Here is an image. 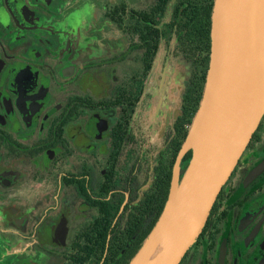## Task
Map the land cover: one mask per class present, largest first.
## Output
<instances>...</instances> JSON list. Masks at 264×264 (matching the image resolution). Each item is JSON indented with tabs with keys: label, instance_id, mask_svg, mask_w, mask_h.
I'll list each match as a JSON object with an SVG mask.
<instances>
[{
	"label": "flooded vegetation",
	"instance_id": "af4514ba",
	"mask_svg": "<svg viewBox=\"0 0 264 264\" xmlns=\"http://www.w3.org/2000/svg\"><path fill=\"white\" fill-rule=\"evenodd\" d=\"M214 5L0 0V264L131 262L169 196ZM181 264H264V116Z\"/></svg>",
	"mask_w": 264,
	"mask_h": 264
},
{
	"label": "water",
	"instance_id": "95a60500",
	"mask_svg": "<svg viewBox=\"0 0 264 264\" xmlns=\"http://www.w3.org/2000/svg\"><path fill=\"white\" fill-rule=\"evenodd\" d=\"M209 68L169 196L129 264H181L264 116V0H215ZM191 159L181 176L187 153Z\"/></svg>",
	"mask_w": 264,
	"mask_h": 264
},
{
	"label": "trees",
	"instance_id": "16d2710c",
	"mask_svg": "<svg viewBox=\"0 0 264 264\" xmlns=\"http://www.w3.org/2000/svg\"><path fill=\"white\" fill-rule=\"evenodd\" d=\"M208 66L206 63L205 67ZM206 79V70L202 72V76L197 79H192L187 84V90L185 93V114H184V124H185V133L186 138L188 130L191 126L193 117L199 107L200 100L202 98L203 89ZM192 156V152H189L185 156V162L188 165Z\"/></svg>",
	"mask_w": 264,
	"mask_h": 264
},
{
	"label": "rangeland",
	"instance_id": "374dc122",
	"mask_svg": "<svg viewBox=\"0 0 264 264\" xmlns=\"http://www.w3.org/2000/svg\"><path fill=\"white\" fill-rule=\"evenodd\" d=\"M169 70L170 71H173V70L178 71L179 77L171 75L174 77V78H172V77L168 76V79L164 84L163 90L161 89L162 87L160 85L159 94L161 93V95L164 97V102L167 100L168 87L170 84H172L173 88H175L176 91L178 92V90H180L183 87L184 82L186 80H188V78L190 77V72H191V64L188 62L182 61V63H180L179 66L178 65L170 66ZM155 88H157V85H155Z\"/></svg>",
	"mask_w": 264,
	"mask_h": 264
},
{
	"label": "bare ground",
	"instance_id": "6f19581e",
	"mask_svg": "<svg viewBox=\"0 0 264 264\" xmlns=\"http://www.w3.org/2000/svg\"><path fill=\"white\" fill-rule=\"evenodd\" d=\"M159 251H160V246H158L155 250H153L151 255V260L149 261L148 264L152 263L156 259V257L159 255Z\"/></svg>",
	"mask_w": 264,
	"mask_h": 264
}]
</instances>
